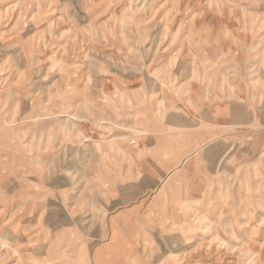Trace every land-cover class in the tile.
<instances>
[{
  "label": "rangeland",
  "instance_id": "obj_1",
  "mask_svg": "<svg viewBox=\"0 0 264 264\" xmlns=\"http://www.w3.org/2000/svg\"><path fill=\"white\" fill-rule=\"evenodd\" d=\"M0 264H264V0H0Z\"/></svg>",
  "mask_w": 264,
  "mask_h": 264
},
{
  "label": "crops",
  "instance_id": "obj_2",
  "mask_svg": "<svg viewBox=\"0 0 264 264\" xmlns=\"http://www.w3.org/2000/svg\"><path fill=\"white\" fill-rule=\"evenodd\" d=\"M177 166H178V167H176V168H179L180 165H177Z\"/></svg>",
  "mask_w": 264,
  "mask_h": 264
},
{
  "label": "bare ground",
  "instance_id": "obj_3",
  "mask_svg": "<svg viewBox=\"0 0 264 264\" xmlns=\"http://www.w3.org/2000/svg\"><path fill=\"white\" fill-rule=\"evenodd\" d=\"M250 236V235H249Z\"/></svg>",
  "mask_w": 264,
  "mask_h": 264
}]
</instances>
